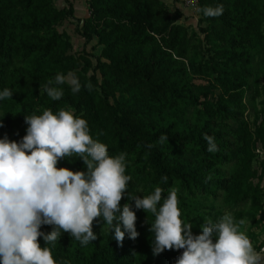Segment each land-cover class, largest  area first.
Masks as SVG:
<instances>
[{
    "label": "trees",
    "instance_id": "trees-1",
    "mask_svg": "<svg viewBox=\"0 0 264 264\" xmlns=\"http://www.w3.org/2000/svg\"><path fill=\"white\" fill-rule=\"evenodd\" d=\"M58 1L0 0V89L14 92L0 102V138L19 142L27 134L24 115L46 109H71L86 119L110 155L127 154L132 180L121 207L132 204L139 236L126 233L121 246L109 231L85 247L66 233L52 249L54 258L66 264H178L183 249L154 255V217L132 201L157 186L165 196L177 190L194 235L202 234L204 222L247 206L235 218L260 227L264 160L260 174L255 162L257 145L264 147V0H199L195 29L182 23L180 10L169 14L163 0H84L89 16L79 21L78 34L85 47L97 43L98 55L72 54L71 38L60 26L75 19V7ZM219 4L220 17L199 11ZM68 72L79 77V93L65 85L60 101L41 94L58 73ZM257 99L262 117L253 130L249 115ZM205 134L215 137L219 151H207ZM161 136L167 137L163 143ZM78 159H63L58 167L85 170ZM106 228L94 221L93 229ZM252 239L259 251L264 235ZM39 242L46 246L42 237Z\"/></svg>",
    "mask_w": 264,
    "mask_h": 264
},
{
    "label": "clouds",
    "instance_id": "clouds-1",
    "mask_svg": "<svg viewBox=\"0 0 264 264\" xmlns=\"http://www.w3.org/2000/svg\"><path fill=\"white\" fill-rule=\"evenodd\" d=\"M206 17H220L224 7L205 6ZM67 85L73 94L82 85L74 72L58 73L41 89L53 101H60ZM13 90L0 89V102L13 98ZM0 128L4 115L0 113ZM27 134L19 142L7 135L0 138V264H66L54 258L52 249L64 233L82 246L97 239L95 222L102 221L121 246L126 233L137 239V215L132 204L121 207L132 177L126 174V153L110 155L106 144L93 138L86 119L71 109L55 113L24 115ZM167 140L161 136L160 142ZM207 151H219L214 136L204 135ZM78 157L83 171L60 168L63 159ZM168 177H162L167 183ZM135 208L154 217L152 249L158 256L165 250L183 249L178 264H264V248L259 251L242 230L246 219L230 213L218 222H204L202 234L194 235V225L183 218L175 188L164 195L162 187L151 194L132 198ZM99 218V221H98ZM52 226L50 233L42 226ZM43 237L46 246L41 247Z\"/></svg>",
    "mask_w": 264,
    "mask_h": 264
},
{
    "label": "rangeland",
    "instance_id": "rangeland-1",
    "mask_svg": "<svg viewBox=\"0 0 264 264\" xmlns=\"http://www.w3.org/2000/svg\"><path fill=\"white\" fill-rule=\"evenodd\" d=\"M65 1L66 0H59L58 5L60 7H64ZM163 1L166 3L168 7L169 14H173L175 10H180L184 16V18L182 19V23L193 29L197 27L198 18H199L197 11L186 9L182 3V0H163ZM69 2H71L74 5L76 16H75V19L72 20V22L62 23L60 26V30L62 32H66L70 36L72 44H73L72 54H83V52L86 51L88 53L98 55L100 52V48H98L97 50H94V47L96 46L97 43L93 42L88 47H85V41L78 34L79 21L89 16L88 7L86 3L84 2V0H69ZM261 83H263V81H261ZM260 102H261V99H257V102H256L257 107L256 109L252 110L251 114L249 115V121H250V124L253 130H255L261 123L262 106L260 105ZM193 127L194 126L191 125V128ZM256 156L257 158L255 162V167L258 169L259 174H260L262 173L261 165L264 160V147L260 143L256 147ZM263 186H264V180H263ZM249 209H250V206H247V207H244L243 209H237L235 211L229 210L227 211V213L232 214L235 218L236 212L248 211ZM260 217H262V221H263L264 215L260 214ZM245 219L248 221V224L242 230L246 231V234L248 235L250 239H252V235H262V236L264 235V221L261 223V226L258 227L252 220L247 219V218ZM93 230L96 233V235H99V236L102 234H106L110 231L108 227L104 230H96V229H93ZM51 231L52 229H48L43 232L50 233ZM66 235L67 234L64 233L62 236H66ZM251 241L253 245H255L253 239Z\"/></svg>",
    "mask_w": 264,
    "mask_h": 264
},
{
    "label": "built area",
    "instance_id": "built-area-1",
    "mask_svg": "<svg viewBox=\"0 0 264 264\" xmlns=\"http://www.w3.org/2000/svg\"><path fill=\"white\" fill-rule=\"evenodd\" d=\"M182 3L186 9L193 10V11H197L198 6H199V0H182ZM262 248H264V244L261 246L260 249Z\"/></svg>",
    "mask_w": 264,
    "mask_h": 264
}]
</instances>
